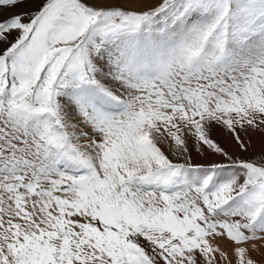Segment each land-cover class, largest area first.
<instances>
[{
  "label": "snow or ice",
  "instance_id": "snow-or-ice-1",
  "mask_svg": "<svg viewBox=\"0 0 264 264\" xmlns=\"http://www.w3.org/2000/svg\"><path fill=\"white\" fill-rule=\"evenodd\" d=\"M0 264H264V0H0Z\"/></svg>",
  "mask_w": 264,
  "mask_h": 264
}]
</instances>
